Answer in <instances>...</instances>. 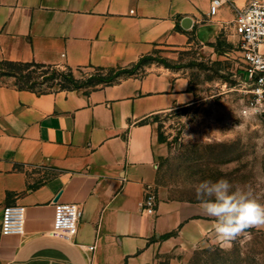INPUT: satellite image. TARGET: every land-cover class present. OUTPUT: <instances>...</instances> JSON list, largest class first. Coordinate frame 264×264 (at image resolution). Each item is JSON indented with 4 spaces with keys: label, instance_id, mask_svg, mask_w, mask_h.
<instances>
[{
    "label": "crops",
    "instance_id": "obj_1",
    "mask_svg": "<svg viewBox=\"0 0 264 264\" xmlns=\"http://www.w3.org/2000/svg\"><path fill=\"white\" fill-rule=\"evenodd\" d=\"M210 2L0 0V59L78 68L192 48L216 57L248 0H227L214 16ZM190 85L162 63L90 91L39 93L0 78V223L6 204L25 206L24 232L0 233V264H174L171 253L214 232L198 201L169 197L157 181L170 147L154 118L194 103ZM146 190L154 214L141 209ZM56 201L82 208L71 239L53 231Z\"/></svg>",
    "mask_w": 264,
    "mask_h": 264
},
{
    "label": "rangeland",
    "instance_id": "obj_2",
    "mask_svg": "<svg viewBox=\"0 0 264 264\" xmlns=\"http://www.w3.org/2000/svg\"><path fill=\"white\" fill-rule=\"evenodd\" d=\"M216 47V57L199 54L196 48L155 53L188 75L195 94L191 105L159 113L154 118L158 134L170 147L160 161L157 181L169 197L197 201L196 182L224 177L233 184V190L250 188L264 204V112L248 109L251 93L241 80L243 63L238 36L231 42L221 37ZM150 65L121 66L131 74L121 72L118 66L106 67L102 71L106 78L95 85L88 83L91 74L97 72L94 66L73 68V72L83 81L77 89L90 91L128 75H140ZM58 66L66 69L64 64ZM0 78L15 83L11 76ZM36 89L56 90L58 86L36 84ZM247 231L248 236L239 237L230 250L222 249L212 232L195 244L182 245L168 256V262L264 264V228Z\"/></svg>",
    "mask_w": 264,
    "mask_h": 264
},
{
    "label": "built area",
    "instance_id": "obj_3",
    "mask_svg": "<svg viewBox=\"0 0 264 264\" xmlns=\"http://www.w3.org/2000/svg\"><path fill=\"white\" fill-rule=\"evenodd\" d=\"M227 0H211L209 15L217 14ZM233 26L238 36V48L243 63L241 80L248 85L251 93L248 109L264 112V0H248L242 7H235ZM143 212L154 214L156 194L146 190L140 203ZM25 206L6 204L2 208L0 233L22 234L24 232ZM82 208L72 202H54L53 231L66 238H73L78 232ZM95 245L88 246L93 250Z\"/></svg>",
    "mask_w": 264,
    "mask_h": 264
},
{
    "label": "clouds",
    "instance_id": "obj_4",
    "mask_svg": "<svg viewBox=\"0 0 264 264\" xmlns=\"http://www.w3.org/2000/svg\"><path fill=\"white\" fill-rule=\"evenodd\" d=\"M233 189V184L224 177L194 184L196 200L203 213L213 218L215 240L224 250H230L239 237L248 236L247 230L264 228V204L250 188Z\"/></svg>",
    "mask_w": 264,
    "mask_h": 264
},
{
    "label": "trees",
    "instance_id": "obj_5",
    "mask_svg": "<svg viewBox=\"0 0 264 264\" xmlns=\"http://www.w3.org/2000/svg\"><path fill=\"white\" fill-rule=\"evenodd\" d=\"M153 61H157L167 67H171L166 58L156 57L155 53L143 55L132 64L134 66H140L142 64L144 65L147 63H152ZM94 68L97 72L91 74V76L88 78L89 85H95L106 78L102 75V71L106 67L94 66ZM118 68L121 72H127L128 74H131V71L126 67L118 66ZM1 76L13 77L15 79L14 84L20 89H29L39 93L53 90L36 89V84L46 83L48 86L57 85L58 89L56 90H63L77 89V87L83 83L80 78H77L74 75L73 67L71 66L66 65V69L62 70L56 64H45L36 61H12L0 59V77ZM111 83L113 82H109L107 84ZM159 138L160 140L164 141L161 135H159ZM172 234V232H168L161 235L160 237L164 239Z\"/></svg>",
    "mask_w": 264,
    "mask_h": 264
},
{
    "label": "water",
    "instance_id": "obj_6",
    "mask_svg": "<svg viewBox=\"0 0 264 264\" xmlns=\"http://www.w3.org/2000/svg\"><path fill=\"white\" fill-rule=\"evenodd\" d=\"M190 23H191V19L190 18L184 17L182 19V26L183 27H185V28L189 27L190 26Z\"/></svg>",
    "mask_w": 264,
    "mask_h": 264
}]
</instances>
